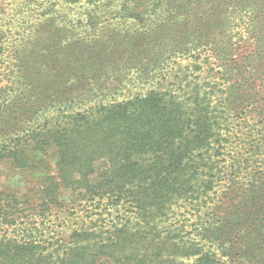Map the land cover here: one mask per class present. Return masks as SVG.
Masks as SVG:
<instances>
[{
	"label": "trees",
	"instance_id": "obj_1",
	"mask_svg": "<svg viewBox=\"0 0 264 264\" xmlns=\"http://www.w3.org/2000/svg\"><path fill=\"white\" fill-rule=\"evenodd\" d=\"M20 5L0 264H264V0Z\"/></svg>",
	"mask_w": 264,
	"mask_h": 264
},
{
	"label": "rangeland",
	"instance_id": "obj_2",
	"mask_svg": "<svg viewBox=\"0 0 264 264\" xmlns=\"http://www.w3.org/2000/svg\"><path fill=\"white\" fill-rule=\"evenodd\" d=\"M24 0H0V17L8 18L10 16V12L12 9L15 8L16 13H19V7L21 6L20 3H23ZM48 0H46L47 2ZM22 9V8H21ZM24 10V12H23ZM22 12L20 14H24L29 12L28 8H23ZM17 16H21V15ZM35 17V14L33 15ZM32 16L29 15V18L24 17L27 21L29 19H32ZM7 20V19H6ZM15 24L13 27H16L18 30H26L28 25H21V21L15 20ZM96 168L98 170H101L105 168V162L104 161H98L96 163ZM0 188L6 189V190H20L25 191L26 190V183L23 180V178L20 175H16L10 170H8L2 162H0Z\"/></svg>",
	"mask_w": 264,
	"mask_h": 264
}]
</instances>
